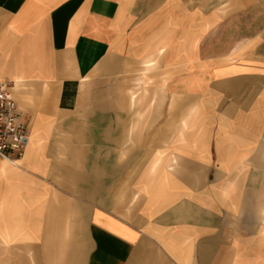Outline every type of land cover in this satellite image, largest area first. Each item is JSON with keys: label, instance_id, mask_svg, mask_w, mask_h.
I'll return each mask as SVG.
<instances>
[{"label": "crops", "instance_id": "crops-1", "mask_svg": "<svg viewBox=\"0 0 264 264\" xmlns=\"http://www.w3.org/2000/svg\"><path fill=\"white\" fill-rule=\"evenodd\" d=\"M0 82V264H264V0H0Z\"/></svg>", "mask_w": 264, "mask_h": 264}, {"label": "built area", "instance_id": "built-area-1", "mask_svg": "<svg viewBox=\"0 0 264 264\" xmlns=\"http://www.w3.org/2000/svg\"><path fill=\"white\" fill-rule=\"evenodd\" d=\"M11 87L0 82V158L17 165L29 141V126L18 108Z\"/></svg>", "mask_w": 264, "mask_h": 264}, {"label": "rangeland", "instance_id": "rangeland-1", "mask_svg": "<svg viewBox=\"0 0 264 264\" xmlns=\"http://www.w3.org/2000/svg\"><path fill=\"white\" fill-rule=\"evenodd\" d=\"M131 96H135V95H134V93H132V95H131Z\"/></svg>", "mask_w": 264, "mask_h": 264}, {"label": "bare ground", "instance_id": "bare-ground-1", "mask_svg": "<svg viewBox=\"0 0 264 264\" xmlns=\"http://www.w3.org/2000/svg\"><path fill=\"white\" fill-rule=\"evenodd\" d=\"M12 92V91H11ZM12 95H13V93H12ZM14 97V96H13ZM15 99V98H14Z\"/></svg>", "mask_w": 264, "mask_h": 264}]
</instances>
